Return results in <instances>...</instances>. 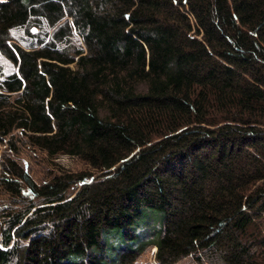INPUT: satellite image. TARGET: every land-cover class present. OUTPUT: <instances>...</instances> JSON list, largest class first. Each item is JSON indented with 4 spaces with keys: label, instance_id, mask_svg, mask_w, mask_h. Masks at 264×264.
<instances>
[{
    "label": "trees",
    "instance_id": "1",
    "mask_svg": "<svg viewBox=\"0 0 264 264\" xmlns=\"http://www.w3.org/2000/svg\"><path fill=\"white\" fill-rule=\"evenodd\" d=\"M0 57V264H264V0H0Z\"/></svg>",
    "mask_w": 264,
    "mask_h": 264
},
{
    "label": "rangeland",
    "instance_id": "2",
    "mask_svg": "<svg viewBox=\"0 0 264 264\" xmlns=\"http://www.w3.org/2000/svg\"><path fill=\"white\" fill-rule=\"evenodd\" d=\"M18 34H12V37L14 39L19 38L21 39L20 35ZM18 41V40H17ZM20 41V40H19ZM0 64L3 66L4 73H10L14 71V67L7 62L3 57H0ZM6 149V140L4 142V145L0 146V151L5 152ZM30 149L28 147H24L23 153L20 154V158H22L23 162L25 163V167L28 168L29 173L31 176L37 180H45L47 179L46 175V169H54L56 170H68L73 173H78V172H83L86 173L88 171V167L80 162L78 159L68 156V155H60L52 160L45 158L44 154L38 153L36 161L31 160L28 155ZM33 155V154H32ZM6 200V196L1 193L0 190V201ZM154 224L152 222H149V226H146L142 229H139V235L140 239L145 240L149 239L152 236L151 230L153 229ZM155 253H156V248L151 247L148 248L144 251L143 254L140 255L138 260L135 262V264H157V261L155 260ZM177 264H195L192 260L190 259H184Z\"/></svg>",
    "mask_w": 264,
    "mask_h": 264
}]
</instances>
